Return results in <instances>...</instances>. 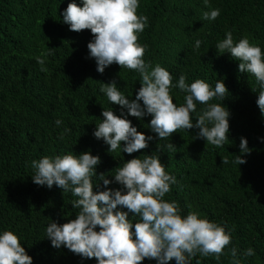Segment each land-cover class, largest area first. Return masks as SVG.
Listing matches in <instances>:
<instances>
[{
	"label": "trees",
	"instance_id": "1",
	"mask_svg": "<svg viewBox=\"0 0 264 264\" xmlns=\"http://www.w3.org/2000/svg\"><path fill=\"white\" fill-rule=\"evenodd\" d=\"M70 2L82 6V0H0V234L7 230L18 235L33 264H98L95 258H82L64 246L54 248L46 238L51 221L67 223L79 209L73 208L71 192L33 183L31 162L43 156L90 152L101 159L93 191H125L114 182L115 168L153 155L177 180L164 199L177 202L181 215L197 212L231 233V245L220 261L198 253L191 264H231L232 247L238 250L241 264H264V116L256 103L261 89L253 75L238 71L239 61L215 48L231 31L234 42L247 37L264 51V0H208L207 6L204 0H139L138 14L147 16L149 24L139 37L148 46L146 62L169 70L173 83L181 74L189 84L198 78L213 88L217 80L225 83L229 93L223 102L211 101L223 103L230 111V141L219 148L198 138L195 127L160 140L150 128L151 115L136 118L111 104L100 91L101 83L115 80L118 89L134 100L141 87L139 73L117 64L103 74L96 70L87 48L93 40L90 30L73 32L62 22ZM217 8L216 20L202 19L203 12ZM196 40L202 41L199 49ZM48 47L53 54L42 56ZM37 57L45 60L46 71H41ZM185 95L172 90L178 106ZM204 107L197 104L193 124ZM104 109L151 136L148 147L129 155L122 151V142L120 149L110 153V146L93 135L104 119ZM57 119L62 120L59 127ZM65 128L70 132L61 140ZM241 137L247 139L250 154H241ZM169 143L172 150L165 147ZM236 155L246 163L234 164ZM224 157L228 164H222ZM101 173L113 183L105 187L98 179ZM117 210L127 211L119 206ZM128 219L134 225L140 218L129 213ZM249 247L255 255L245 257ZM143 264L157 261L145 259Z\"/></svg>",
	"mask_w": 264,
	"mask_h": 264
},
{
	"label": "clouds",
	"instance_id": "2",
	"mask_svg": "<svg viewBox=\"0 0 264 264\" xmlns=\"http://www.w3.org/2000/svg\"><path fill=\"white\" fill-rule=\"evenodd\" d=\"M204 2L207 6L208 0ZM139 7V0H82V6L70 2L62 13V22L73 32L90 30L93 40L87 48L99 73L103 74L112 64L139 73L141 87L134 100H129L118 89L115 80L101 83L100 91L111 104L127 109V114L136 118L151 115L150 128L160 140L195 127L199 129L198 138L204 139L206 144L222 147L230 141V111L223 103L211 101L219 99L223 102L229 93L225 83L217 80L213 88L198 78L189 84L185 74L173 83L169 70L160 64L152 67L146 62L148 46L141 44L139 37L149 24L147 16L138 14ZM219 15L220 9H211L203 12L202 19L214 21ZM201 43L196 40L195 48L199 49ZM215 48L218 53L228 52L239 61L240 73L255 77L261 89L256 103L264 116V51L250 43L247 37L234 42L231 31L225 33V38ZM52 54V48L48 47L42 56ZM37 62L41 71H46L45 60L37 57ZM174 88L186 93L184 103L179 106L173 102ZM198 103L206 107L197 113L193 124L192 114L197 112ZM102 116L104 119L96 125L93 135L110 146V153L120 149L122 142V151L129 155L148 147L152 137L139 132L129 119L105 109ZM55 123L59 127L62 120L57 119ZM69 132L70 129L65 128L59 138L63 140ZM165 147L174 148L171 143ZM239 148L241 154L251 152L244 137L240 139ZM232 162L242 165L246 160L242 155H236ZM100 163V157L90 152L43 156L31 162L33 183L46 185L49 189L55 185L64 192H71L75 197L73 208L79 209L75 219L67 223L51 221L48 224L46 238L52 247L64 246L82 258H95L98 264H143L145 259L156 260L157 264H169L172 260L176 264H191L198 253L214 257L216 261L226 254L225 249L232 241L230 231L216 222L200 218L197 212L183 216L177 202L164 199L177 180L165 170L159 156L133 158L115 168L114 182L125 191L110 188L93 191V177H97L96 167ZM228 163L227 157L222 158V164ZM98 179L105 187L113 183L103 173ZM118 206L127 211L117 210ZM129 213L140 218L134 225L128 219ZM228 255L231 264H241L235 247L229 249ZM243 255L254 256L255 251L249 247ZM0 264H33L20 237L12 231L0 234Z\"/></svg>",
	"mask_w": 264,
	"mask_h": 264
}]
</instances>
